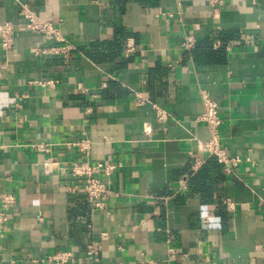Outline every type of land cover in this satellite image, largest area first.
<instances>
[{
	"label": "crops",
	"instance_id": "0c3cea01",
	"mask_svg": "<svg viewBox=\"0 0 264 264\" xmlns=\"http://www.w3.org/2000/svg\"><path fill=\"white\" fill-rule=\"evenodd\" d=\"M24 5L63 43L29 31ZM0 22L16 29L12 49L0 43V201L16 199L0 264L59 251L74 264H264V0L216 11L204 0H0ZM65 44L68 59L35 53ZM202 93L219 106L226 155L240 158L232 173L200 151ZM195 156L206 162L193 173ZM86 159L117 166L110 179L94 173L111 191L100 209L69 173ZM202 204L220 228L203 226Z\"/></svg>",
	"mask_w": 264,
	"mask_h": 264
},
{
	"label": "built area",
	"instance_id": "2783aa9c",
	"mask_svg": "<svg viewBox=\"0 0 264 264\" xmlns=\"http://www.w3.org/2000/svg\"><path fill=\"white\" fill-rule=\"evenodd\" d=\"M205 3L214 11H216L225 0H204ZM21 15L25 19L26 28L32 33L41 35L45 37L47 40L55 41L56 43H63V38L61 33L57 27L54 26L52 22L43 21L38 18L32 10L24 5L21 9ZM15 26L10 23H1L0 22V43L7 50L12 49L15 42ZM195 45V40L191 37H187L184 41L183 47L186 50L193 49ZM72 48L65 45H58L56 47L48 48V49H37L35 53L37 55L40 54H56L61 55L64 58L68 59L70 57ZM1 78V74H0ZM37 84L42 87H53L56 84V81L53 80H42L38 81ZM139 103L147 102V99L138 96ZM202 105L203 112L198 116V121L206 124L210 138L208 141L203 143L200 151L207 153L209 157L216 158L219 163L225 165L226 172L232 173L233 168L237 166L240 162V158L234 157L229 158L226 155V149L223 148L221 144V136L219 133V128L222 124V120L219 116V106L218 104L212 100L207 93H202ZM158 116L160 119H164L166 117L165 113L162 111L158 112ZM90 142L88 140H82L75 144L76 147L80 149L81 152L87 155L89 154L91 147ZM38 150L49 152V148L47 145H37ZM205 160L198 156L194 157L192 164L193 173L198 172L205 164ZM56 160H51L48 165V172H52L54 168H57ZM117 169L116 165L112 164H102L99 163L96 166H92L87 159L82 162H74L71 163L69 167V173L72 177L80 179L82 182L78 186L75 187L74 190L78 192L85 193L93 207L102 208L103 202L108 199L111 195V191L108 187V182H103L98 178L94 177L95 172H101L110 179L114 171ZM16 204V199L13 194H5L1 197L0 201V227L5 226L11 217L13 206ZM88 256L96 255V250L93 246L88 247ZM76 258L74 254L70 251H59L50 255L46 258L40 259L35 262L39 263H48V264H74ZM141 264H155L152 261H142Z\"/></svg>",
	"mask_w": 264,
	"mask_h": 264
},
{
	"label": "clouds",
	"instance_id": "9594fccd",
	"mask_svg": "<svg viewBox=\"0 0 264 264\" xmlns=\"http://www.w3.org/2000/svg\"><path fill=\"white\" fill-rule=\"evenodd\" d=\"M38 204V201L34 202ZM209 205L202 204L199 209L200 219L204 223L203 226L211 228H220L222 226V217L215 216L210 213Z\"/></svg>",
	"mask_w": 264,
	"mask_h": 264
},
{
	"label": "trees",
	"instance_id": "16d2710c",
	"mask_svg": "<svg viewBox=\"0 0 264 264\" xmlns=\"http://www.w3.org/2000/svg\"><path fill=\"white\" fill-rule=\"evenodd\" d=\"M209 44H210L209 41L204 42V51H202L201 53L203 58H209V57L213 58L214 56Z\"/></svg>",
	"mask_w": 264,
	"mask_h": 264
}]
</instances>
